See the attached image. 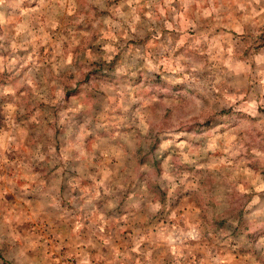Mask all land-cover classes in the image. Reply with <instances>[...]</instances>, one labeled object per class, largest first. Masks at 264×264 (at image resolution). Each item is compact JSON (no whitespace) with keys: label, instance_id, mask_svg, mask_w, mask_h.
Returning <instances> with one entry per match:
<instances>
[{"label":"rangeland","instance_id":"1","mask_svg":"<svg viewBox=\"0 0 264 264\" xmlns=\"http://www.w3.org/2000/svg\"><path fill=\"white\" fill-rule=\"evenodd\" d=\"M147 4L135 31L91 38L111 13L75 23L84 0L42 32L29 0L0 6V264H264V13L174 0L168 29ZM145 114L180 123L145 136Z\"/></svg>","mask_w":264,"mask_h":264},{"label":"clouds","instance_id":"2","mask_svg":"<svg viewBox=\"0 0 264 264\" xmlns=\"http://www.w3.org/2000/svg\"><path fill=\"white\" fill-rule=\"evenodd\" d=\"M23 0H20V3H22ZM72 2L75 5V0H29V5L35 4L36 7L31 8V12L29 15L34 19L37 23H40V31L42 32L45 27L50 26L52 22V13H55L57 16H63V14L68 11L66 5ZM174 3V0H148V4L146 6L148 7H155L159 12L160 15H156L154 12L148 13V21L152 24H155L157 20H163L164 27H167L168 29L173 28V23H168L167 18L164 16L165 9H168L171 11V13L175 14L178 12V9H175L172 7ZM193 3L199 4L201 7L205 3H217V0H179L180 7L184 9L185 13L188 12L189 6ZM219 3L221 6L224 4V0H219ZM5 4V0H0V6ZM161 4L163 7H161ZM230 4H235L237 8L239 9H251V13H245L244 19H250L254 18L256 16H260L261 13H264V0H230ZM111 5V6H109ZM127 5L131 10L130 11H122V9ZM140 5V0H120V3L118 5L112 4L111 0H84V6H83V12L84 14H81L78 19H76L75 23H81L84 19L90 18L93 16V7L96 6L100 11L107 10L111 13L110 18H104L102 20H96L95 23L92 25V31L86 32L84 35L88 38H91V36L99 34L101 31L111 32V31H121L123 27L126 25L128 29L135 31L136 26L141 23L140 16L137 14V9ZM259 6L260 12H257L255 7L253 6ZM72 13L75 14L77 12V7H73L71 9ZM212 11H218L217 8L213 7ZM205 15H208V13H205ZM3 19V14L0 13V20ZM43 21V22H41ZM173 22L179 23V17L174 15L173 16ZM200 16L197 14L195 16L194 20H189L185 16V19L183 21L184 27H192L194 29L198 28L200 26ZM24 30V25H22L17 30V35H20ZM238 31H243L242 28L238 27ZM206 38V37H205ZM18 45H14V47H17ZM58 55H60L58 53ZM76 62V58L73 57L71 59L67 58H61V60L58 62L57 65H54V67L59 66V64L64 65L66 68H72L74 67ZM34 63V61H33ZM3 68L0 66V71H2ZM188 80L192 82V84H196L197 81L195 77L190 73L187 77ZM33 84V88L35 89V82L29 81ZM37 94H39V90H37ZM240 96H236L235 99H240ZM51 97H49V103H51ZM148 103H151L149 101ZM217 105L219 107H227L228 102L226 100H213L207 105H201L200 108L194 112H190L186 118L185 122L187 121H196V120H203L204 117L213 111L216 110ZM252 115H255V111L253 110ZM140 123L137 125L139 128V131L144 133L145 136H147L150 132H160L161 128H164V133L162 134H174V129L178 127L180 122H169L164 121L163 119L160 120H154L151 114H145L141 116ZM264 123V121H262ZM165 125L167 127L165 128ZM195 127V125H194ZM193 139H198V137H193ZM231 143V142H230ZM219 145L214 141L211 144L208 145V148H211L213 150L217 149ZM241 150H245L243 148V145H241ZM207 151V149H205ZM252 151L255 153L257 157L261 156L260 153L256 152L255 148L252 149ZM147 155L152 156L155 158L154 152H149ZM229 155H231V152H229ZM261 162H264V159H262ZM195 166V165H193ZM201 167L207 168L208 172L211 173L212 177L215 179H219V177L216 176V172L219 171V168L216 164H213L212 166L207 165H201ZM207 174V173H206ZM230 187L228 188V191L230 193H233L237 196L240 195V191L236 188L237 181L235 178H233L230 182Z\"/></svg>","mask_w":264,"mask_h":264}]
</instances>
